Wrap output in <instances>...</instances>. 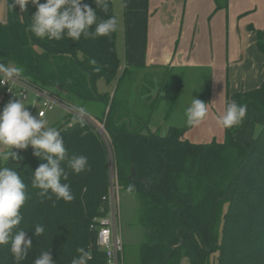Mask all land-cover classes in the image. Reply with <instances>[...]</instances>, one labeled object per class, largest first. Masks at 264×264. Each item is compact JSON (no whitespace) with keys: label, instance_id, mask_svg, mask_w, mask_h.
I'll use <instances>...</instances> for the list:
<instances>
[{"label":"trees","instance_id":"16d2710c","mask_svg":"<svg viewBox=\"0 0 264 264\" xmlns=\"http://www.w3.org/2000/svg\"><path fill=\"white\" fill-rule=\"evenodd\" d=\"M83 2L96 7L94 0ZM106 2L107 11L96 8L98 20H116L112 0ZM35 11L31 0L23 10L5 0L0 63L23 67L24 81L74 110L83 108L103 124L119 182L124 189L131 185L139 200L144 231L139 264H179L183 257L189 264H264V80L230 96L248 111L240 124L224 129L223 141L192 142L184 136L188 126L172 124L164 134L144 132L149 113L140 119L128 99L131 75L139 66H125L119 74L116 30L78 41L40 39L28 27ZM254 33L264 54V28ZM99 79L115 82L112 94L97 90ZM96 102L101 112L95 116L86 107ZM57 128L69 156H86L89 167L75 174L62 162L67 173L62 182L69 184L74 199H47L31 185L32 172L46 161L34 156L30 145L12 149L19 158H9L5 166L21 175L28 197L20 209L22 221L13 231L22 228L33 244L21 264H33L42 251L51 254L54 264H71L79 247L92 253L88 264H106L90 225L107 208L102 199L109 185L107 145L89 122L70 112ZM38 224L45 232L35 237ZM0 264H15L8 244L0 245Z\"/></svg>","mask_w":264,"mask_h":264},{"label":"rangeland","instance_id":"374dc122","mask_svg":"<svg viewBox=\"0 0 264 264\" xmlns=\"http://www.w3.org/2000/svg\"><path fill=\"white\" fill-rule=\"evenodd\" d=\"M114 10L116 13L117 29L116 44L117 51L121 62L125 61L126 56V22L124 0H113ZM208 3L201 4V13L207 17ZM0 19L3 16L2 6L0 3ZM229 17L234 20L237 29L243 32L244 42H246L245 58L240 63H230L225 66L224 56L225 50L222 46L223 38L214 37L213 41L216 46L215 54L217 56L216 65L210 68L190 67L184 69L174 68H134L131 75L133 85L135 84V103L132 107L136 109L140 119H144L149 113L153 122L148 126L151 132L165 131L164 125L188 126L185 131V137L192 142H209L211 140L223 141L225 137L224 128L216 123V117L223 114L226 102L230 101V96L240 90H248L258 87L264 80V54H262L256 45V35L254 30L262 29L264 24V0H229L228 3ZM221 15L220 11L212 17V31L219 34L220 31L225 34V29L220 28V24L215 28L216 20ZM208 19V18H207ZM149 22V25H148ZM169 22L171 20L169 19ZM167 22L162 21L158 28L154 29L152 20L144 23V38L148 40V46L154 44L153 54L159 53L160 45L163 42L170 41V31L165 25ZM152 24V25H151ZM174 24V23H173ZM222 27V25H221ZM173 30V29H172ZM238 30H229V42H232L231 55L234 60L238 55ZM219 32V33H218ZM224 41V40H223ZM221 47V48H220ZM220 55L221 60L218 59ZM221 64V65H220ZM129 78L127 75L125 81ZM97 90L99 92H110L112 94L115 82L106 83L104 79L97 81ZM155 86V90L164 92V97L155 96L152 99L151 106L145 105V100L141 99V95L146 90ZM154 91V90H153ZM177 92V93H176ZM154 97L155 92H152ZM173 96L175 99H173ZM177 98V100H176ZM193 98H197L207 103L208 113L205 119L198 125H189L186 123L184 111L191 103ZM23 99V97L9 95L5 97L0 109L9 100ZM27 103L26 107L34 116L41 109V104L35 101L32 92L27 93L24 98ZM139 102V103H137ZM91 114L97 115L101 112L100 103H94L93 107H86ZM168 113V114H166ZM67 114V110L61 105H55L51 110L46 111L43 118L49 121L51 126L57 127L61 120ZM138 116V115H137ZM95 120V119H94ZM97 121V120H95ZM98 124V121L95 122ZM108 149L109 163L113 161V152L110 142L105 138ZM121 227L124 241V258L125 264H139V245L144 242V231L139 222V200L138 197L126 189L121 190ZM217 231V230H216ZM179 264H189L188 259L183 257Z\"/></svg>","mask_w":264,"mask_h":264},{"label":"clouds","instance_id":"9594fccd","mask_svg":"<svg viewBox=\"0 0 264 264\" xmlns=\"http://www.w3.org/2000/svg\"><path fill=\"white\" fill-rule=\"evenodd\" d=\"M23 10L29 0H13ZM93 8L83 0H31L36 6V11L31 16L29 30L37 38L49 41H59L65 37L74 41L96 36H107L117 29L115 18L99 19L96 8L104 11L108 9L106 0H94ZM12 7V5H11ZM94 27L93 31H90ZM90 63L95 64L92 60ZM24 74L21 66H8L0 63V75L8 79H17ZM20 96L19 94H17ZM23 99L9 100L0 109V245H10L15 264L28 256L32 248V237L20 228L22 215L21 207L27 197L26 184L14 168L5 166L9 158L17 160L18 153L12 149H25L29 145L33 148V155L43 159L46 163L40 164L31 176L33 188L40 189L39 195L47 199L71 202L74 195L67 180V173L61 166L67 162V167L73 173L79 174L88 169V158L84 155L69 156L65 140L60 137L57 127L51 126L42 114L34 116L30 113ZM83 112L84 109L80 108ZM247 107L236 101H227L222 115L216 117V123L224 129L240 124L247 115ZM207 103L193 98L184 111L186 123L189 125L200 124L207 116ZM126 191L131 194L133 187L130 185ZM45 227L36 225L33 231L35 237L43 235ZM78 255L73 257L71 264H88L92 260V253L85 247L77 248ZM33 264H54L48 251H42L34 259Z\"/></svg>","mask_w":264,"mask_h":264},{"label":"crops","instance_id":"0c3cea01","mask_svg":"<svg viewBox=\"0 0 264 264\" xmlns=\"http://www.w3.org/2000/svg\"><path fill=\"white\" fill-rule=\"evenodd\" d=\"M204 2L208 3L209 15L207 17H205L206 15L203 12L201 13L200 6ZM0 3L3 4V16L0 20H4L6 16L5 0H0ZM228 3L229 0H124L127 45L125 61L122 63L119 57L121 65L119 74H121L125 66H139L138 68L157 67L170 70L174 68H210L217 66L216 46L213 38L218 37L221 39L224 36L226 38L223 39L224 41L222 40V46L225 50V54H223L225 66L233 62H242L246 55V42H244L243 32L237 29L234 25V20L229 17ZM216 11H220L221 15L216 20L215 28L217 24L218 26L220 24V28L225 29V34L220 31V33L218 32L219 34L215 35L216 30L214 31L215 34L212 31L211 22ZM149 19L152 20L154 29L158 28L162 21L166 22L167 19L168 22L165 25L170 31L171 40L168 43L163 42L157 54H153L154 44L151 43L149 47L148 40L144 38V23L149 21ZM169 19L171 22H169ZM229 30H238L236 33L238 37V55L234 60L231 55L232 42H229ZM218 59L221 60L220 55ZM152 92H155L154 97ZM156 95H159V98H163L165 94L161 91L158 92L153 86L141 95V99L145 100V105L151 106L152 99ZM128 99L129 103H135V84L130 87ZM173 99H175L174 96ZM131 105L133 106V104ZM132 109L135 112L136 109L134 107ZM149 116L151 115L149 114ZM152 123L149 118L144 132L150 131L148 126ZM164 128L165 131L161 134L166 132L168 126L164 125Z\"/></svg>","mask_w":264,"mask_h":264},{"label":"built area","instance_id":"2783aa9c","mask_svg":"<svg viewBox=\"0 0 264 264\" xmlns=\"http://www.w3.org/2000/svg\"><path fill=\"white\" fill-rule=\"evenodd\" d=\"M32 92L35 101L41 104L38 113L45 115L46 111L51 110L55 105L63 106L67 112L89 122L99 133L105 142L109 140L108 134L102 123L97 122L87 113L70 108L66 103L54 97L46 90L32 86L22 78L8 79L0 75V105L5 97L19 94L26 98L27 93ZM37 113V115H38ZM110 142V141H109ZM106 143V142H105ZM122 185L119 182L116 166L113 161L109 163V185L107 193L102 197L107 202V208L103 215H97L92 219L90 228L96 232V245L105 254L106 264H125L124 262V241L121 227V190Z\"/></svg>","mask_w":264,"mask_h":264},{"label":"water","instance_id":"95a60500","mask_svg":"<svg viewBox=\"0 0 264 264\" xmlns=\"http://www.w3.org/2000/svg\"><path fill=\"white\" fill-rule=\"evenodd\" d=\"M235 135H236V134H235ZM181 243H182V240H180L179 244H181ZM179 244H178V245H179ZM176 246H177V245H175V246H173V247H176Z\"/></svg>","mask_w":264,"mask_h":264}]
</instances>
